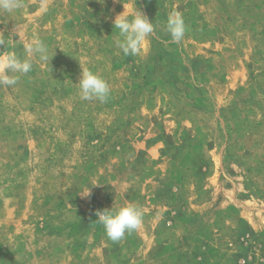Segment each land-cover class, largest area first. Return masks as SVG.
Instances as JSON below:
<instances>
[{"label": "rangeland", "instance_id": "374dc122", "mask_svg": "<svg viewBox=\"0 0 264 264\" xmlns=\"http://www.w3.org/2000/svg\"><path fill=\"white\" fill-rule=\"evenodd\" d=\"M24 4L0 9V54L32 61L0 85V264H264V0ZM124 8L155 27L137 56L115 44ZM129 204L141 226L114 242L96 213Z\"/></svg>", "mask_w": 264, "mask_h": 264}, {"label": "clouds", "instance_id": "9594fccd", "mask_svg": "<svg viewBox=\"0 0 264 264\" xmlns=\"http://www.w3.org/2000/svg\"><path fill=\"white\" fill-rule=\"evenodd\" d=\"M25 7L24 0H0V9L11 13ZM113 28L119 32V38L115 41L116 46L122 51L124 56L139 55L149 42V37L154 33L155 27L148 17L141 11L136 10L131 14L124 11L118 14L113 21ZM166 30L170 34L173 42H180L186 30L184 21L179 13L169 15ZM13 41H16L13 39ZM6 40L0 37V47H3ZM27 52L39 56L41 61L50 62L54 54L49 56L48 46L39 38L32 40L27 45ZM32 70V61L21 60L13 52L0 54V85L12 86L18 82L15 75L27 74ZM79 86L81 98L84 100L98 99L105 102L109 95V87L106 81L88 70H82L81 78L77 84ZM90 195L88 189L86 197ZM142 212L134 205H127L119 209H104L97 211L96 220L103 226L106 235L115 241L121 240L125 233L139 229L142 223Z\"/></svg>", "mask_w": 264, "mask_h": 264}]
</instances>
